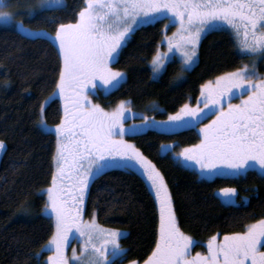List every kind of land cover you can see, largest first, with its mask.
I'll return each instance as SVG.
<instances>
[{"label":"snow or ice","instance_id":"1","mask_svg":"<svg viewBox=\"0 0 264 264\" xmlns=\"http://www.w3.org/2000/svg\"><path fill=\"white\" fill-rule=\"evenodd\" d=\"M64 6V0H37L35 7L43 9ZM27 18L35 14L33 5H25ZM17 8L11 0L0 3V17L12 20ZM75 20L55 25V31L29 29L22 20L16 21L19 31L29 35L50 38L58 45L61 60L59 78L54 94L59 90L64 101L60 122L54 126L56 149L53 154L51 183L42 191L47 200L41 209L48 215L54 230L42 250L54 249L47 264H113L127 251L118 239L122 230L103 228L92 219L85 221L86 194L90 184L111 168L139 169L155 193L159 206V229L155 246L143 264H264V217L246 225V230L225 233L222 240L213 236L208 241L205 254L189 255L195 242L178 226L173 201L160 170L130 141L123 139L128 130L121 123L126 101H120L113 110H105L92 103L86 95L95 87L118 86L125 74L110 67L131 32L139 26L164 18L178 25L172 36L164 37L169 52L153 54V77L166 67L167 58L175 50L181 53L180 67L189 69L197 58V45L203 35L219 30L224 23L244 39L240 42L241 54L264 53V0H84V6L75 13ZM179 37V39H177ZM175 45V49H173ZM255 64L223 73L215 83L200 85L197 100L204 108L182 104L170 113L167 122H157L165 127L189 126L199 123L215 112L213 119L202 124V139L198 144L183 148L177 156L195 161L200 175L213 172H230L244 175L256 170L264 178V79H253ZM97 77L100 84H97ZM248 91L239 103H228L234 95ZM47 100V97H45ZM44 102H41V110ZM145 125L153 121L145 117ZM42 128L52 127L39 120ZM5 142L0 140V149ZM226 202H234V187L219 190ZM24 208V211H27ZM75 229L81 238L79 252L72 250L71 258L64 247ZM35 255H40V251ZM129 264H139L136 260Z\"/></svg>","mask_w":264,"mask_h":264},{"label":"trees","instance_id":"2","mask_svg":"<svg viewBox=\"0 0 264 264\" xmlns=\"http://www.w3.org/2000/svg\"><path fill=\"white\" fill-rule=\"evenodd\" d=\"M83 6L84 0H64L63 7L40 10L24 23L29 29L53 33L56 24L74 21ZM164 26L161 18L131 32L111 62L124 71V80L107 93L97 89L92 94L95 102L110 108L128 100L137 110L154 102L161 107L154 115L163 118L185 102H195L201 84L250 60L249 55L241 54L230 29L213 30L203 35L197 61L182 79L177 58L169 60L154 78L149 61L161 44ZM263 61L264 53L260 64ZM60 64L58 48L50 38L0 26V140L5 142L0 156V264H47V250L41 245L54 225L48 215L41 214L46 202L41 189L51 183L56 137L39 120L41 112L47 124L58 123L62 116L60 100L49 95L56 87ZM259 68L264 74V65ZM125 137L160 170L178 226L194 239L195 250L203 249L213 236L243 232L246 225L264 217V178L256 170L202 178L173 156L172 151L198 142L195 126L171 132L147 129ZM222 187L237 190L236 202L219 196ZM93 210L98 223L126 230L119 244L127 251L118 264L147 258L158 236V213L152 192L139 173L111 168L95 178L86 194L84 213L91 216Z\"/></svg>","mask_w":264,"mask_h":264},{"label":"rangeland","instance_id":"3","mask_svg":"<svg viewBox=\"0 0 264 264\" xmlns=\"http://www.w3.org/2000/svg\"><path fill=\"white\" fill-rule=\"evenodd\" d=\"M2 2H3V0H0V3H2ZM11 3H12V5H13V7H16V8H17L16 15L13 17L12 20L8 21L7 23L5 22V19H4V18L0 17V26L12 27V28H14V29H16V30H18V31H19V29H18V27H17V25H16V21H18V20H22L23 23H24V20L27 18L26 10H25V5H28V4L33 5L34 8H35V14H36L38 11L41 10L40 8L35 7L36 4H37V0H11ZM35 14H34V15H35ZM157 19H161V18H157ZM157 19H156V20H157ZM24 24H25V23H24ZM169 25H173L172 28H171L170 30H168ZM225 25H226V24H224L223 27H222L221 29H230V30L233 32V35H234V37H235V39H236V43H237L238 49H239L240 52H241L240 42L244 39L243 34L240 32V35L237 36L236 34H234V30H233L230 26H228V25L225 26ZM177 27H178V25L175 24V23H169V24H167V26H166V20H165L164 36H163V38H164V37H168V36H172V34H173L174 32L177 31ZM20 32H21V31H20ZM22 33H23V32H22ZM53 33H54V32H53ZM25 34H28V33H25ZM28 35H29V34H28ZM177 39H179V37H177ZM199 42H200V41H199ZM199 42H198V44H199ZM56 47L58 48V45H56ZM197 48H198V45H197ZM120 49H121V48H120ZM158 49H159L160 52H165V53L169 52V45H168V41H167V39H162L161 44L159 45ZM173 49H175V45H173ZM58 51H59V48H58ZM119 51H120V50H119ZM262 54H263V53H257V54H253V55H249V54H247V55H249V59H250V60L247 61V62H244V63L240 66V67H243V65L247 64V65H249V66L251 67L252 64H253V62H254V64H255V72L258 73L259 75H258V76H254L253 79H264V74H263V72H262V71L260 70V68H259V66H260L261 64L264 65V61H263V63L261 62V64H260V58H261ZM116 57H117V56H116ZM116 57H115V58H116ZM115 58H114V59H115ZM173 58H177V59L180 61V59H181V53L179 52V50H175V51L173 52V54L170 55V56L167 58L166 63H167L169 60L173 59ZM196 61H197V58H196ZM150 62H151V60L149 61V65H150V67H151V63H150ZM194 64H195V63H194ZM194 64H193V65H194ZM193 65H192V66H193ZM192 66H191V67H192ZM110 67H112V66H111V62H110ZM191 67H190V68H191ZM112 68H114V67H112ZM190 68H189V69H190ZM238 68H239V67H238ZM114 69H118V68H114ZM151 69H152V68H151ZM118 70H120V69H118ZM187 70H188V69H187ZM233 70H234V69H233ZM233 70H230V71H233ZM185 71H186V70H181V72L179 73L178 77H179L180 79H182V78L184 77V73H185ZM230 71H227V72H230ZM123 73H124V71H123ZM224 73H226V72H224ZM124 74H125V73H124ZM222 74H223V73H222ZM220 75H221V74H220ZM124 77H125V76H124ZM157 77H158V76H157ZM123 80H124V78L121 80V82H122ZM208 81H211V82L214 84V83H215V78L212 79V80H208ZM121 82H120V83H121ZM206 82H207V81H206ZM100 83H101V82L99 81V78L97 77V84H100ZM120 83H119V84H120ZM204 83H205V82H204ZM204 83H203V84H204ZM119 84H118V85H119ZM91 87H92V86H90V90L87 91L86 95L88 96V98L91 100L92 103L99 104V103H97V102H95V101L93 100V98H92V94H94V93L97 91V89H100V90L102 91V93H107V92H109L110 90L116 88L117 86H115V87H113V88H110V89H109V88H106V87H103V86H99V87H95L94 91L91 90ZM52 93H53V92H52ZM200 94H201V88H200V91H199V94H198L197 97H199ZM247 95H248V91H246V90L243 91L241 94L234 95V97H233L231 100H225V102H224V107L226 108V107H227V104H228L229 102H230V103H233V104L239 103L240 100L242 99V97H243V96H247ZM53 96H54V97H57V98L60 100V102H61V106H62V112H63V111H64V101H63V100L61 99V97H60L59 90H57L54 94L50 95V97H53ZM48 99H49V98H48ZM46 101H47V100H46ZM121 101H126V103H125V105H124V114H123L122 117H121V123L125 126V128L128 129V130L124 133V136H123V139H124V140H126V137H125L126 135H129V134H135V133H140V132H143V131H145V130H147V129H156V130H160V131L171 132V131H176V130L183 129V128H186V127L195 126V127L197 128V131H198L199 135H200V139L198 140L197 143H195V144H198V143L200 142V140L202 139V135H201V133H200V127H201V125H202V124H207L208 121L211 120V119H213V116H215V112H213V113H211V114H209V115H206V117L203 118V119H201L199 123H195V124H193V125H189V126H180V127H171V128H169V127H165V126H163L162 124H159V123H157V122H167V118H168L169 114H170V113H175L180 107H179L176 111L168 113V115H167L166 117L160 118V117L155 116V115H154V112H156V111H160V110H161V107H160L159 105H157L156 103H154V102L150 103V104H149L148 106H146L144 109L137 110V109H134V108L131 107V105L129 104L128 100H121ZM119 102H120V101H119ZM119 102H117L113 107H110V108H104V107H102L100 104H99V105H100L102 108H104L105 110H109V111H110V110L115 109V108L117 107V105L119 104ZM185 103H188V104L191 105V106H197V105H198L199 107H201V109L204 108V104H203L202 102L198 101L197 98H196V101H195V102H189V101H187V102H185ZM185 103H184V104H185ZM62 115H63V113H62ZM145 117L150 118V119L153 121V123H152L151 125H145V124L143 123V122L145 121ZM59 122H60V121H59ZM59 122H58V123H59ZM58 123H56V124H58ZM46 124H47V123H46ZM56 124H47V125H50V126H52V127L43 128V129L46 130V131H50V132L54 133V135H55V137H56V134H55V131H54V126H55ZM126 141H127V140H126ZM195 144H191V145H195ZM187 146H190V145H187ZM187 146H183V147L179 148V149L176 150V151H172V154H173L174 157H176V158L178 159V161H179L183 166H185V167H187V168H189V169L194 170V171L198 174L200 170H199V166L196 165L195 161L188 160L186 157H183V156H177V155H176V154L179 153L183 148H185V147H187ZM3 149H4V148H3ZM3 149H0V156H1V153H2ZM132 170H134V171H136L137 173H139V174L145 179V181H146V183H147V185H148V187H149L150 191L152 192V195H153V197H154V199H155V193H154V190H152V188L150 187L149 182H148L147 179L143 176V174L140 172V170H139L138 168H137V169H132ZM216 175L236 176V175L231 174L230 172H220V173L213 172V173L210 174V175H200V174H198V176H199V177H202V178H212L213 176H216ZM46 188H47V186L44 187V188H42V189H41V192H44V193H45V197H46V200H47V192H46V191H42L43 189H46ZM218 194H219V196L223 199L222 194H220L219 192H218ZM223 200H224V199H223ZM224 201H225V200H224ZM155 202H156V200H155ZM234 202H236V193L234 194ZM156 207H157V213H158V229H159V206H158L157 203H156ZM92 216H93V215H91V216H86L85 213H84V210H83V212H82V218H83V220H85V221H89V220L92 219ZM95 222H96L98 225H100L101 227H103V228H109V229L112 228V227H108V226H105V225H102V224L98 223V222L96 221V219H95ZM254 222H255V221H254ZM252 223H253V222H252ZM250 224H251V223H250ZM115 229H120V228H115ZM120 230H122L120 236H122V235H124V234L126 233V230H124V229H120ZM245 230H246V229H245ZM245 230H244V231H245ZM223 237H224V236H222V237H217V236H216L217 240H222ZM262 239H264V238H262ZM208 241H209V239L205 242V245L207 246V249H208ZM118 242H119V239H118ZM80 243H81V238H80V236H79V233L76 232L75 229H72V231H71V233H70L69 241L65 244V247H64L65 255H66L67 257L71 258L73 248H76L77 252H79ZM193 244H194V243H193ZM193 244L190 246V249H189V255H190V256H195V254H196L197 252H199V253H201V254H205V253H207L206 251H205V252H202V251H200L199 249L194 250L193 247H192ZM259 250H260V251H264V249H261V248H260ZM53 251H54V249H48V250H47V254H46V256H45V261H46V262H47V257H48L49 255H51ZM115 260H116V262H115ZM115 260H113V264H118L117 262H118V260H119V257L116 258ZM130 261H131V260H130ZM70 264H71V260H70ZM121 264H129V261L124 262V263H121ZM139 264H143V261H140ZM245 264H251V262H250V258L247 259V260L245 261Z\"/></svg>","mask_w":264,"mask_h":264},{"label":"flooded vegetation","instance_id":"4","mask_svg":"<svg viewBox=\"0 0 264 264\" xmlns=\"http://www.w3.org/2000/svg\"><path fill=\"white\" fill-rule=\"evenodd\" d=\"M224 24H226V23H224ZM225 26H227V24L225 25ZM240 32L243 34V28H241V30H240ZM193 247V246H192ZM194 249V248H193ZM195 250V249H194ZM200 251H202V252H207L208 251V249H207V246L205 245V243H204V248L203 249H199ZM144 261V260H143Z\"/></svg>","mask_w":264,"mask_h":264}]
</instances>
